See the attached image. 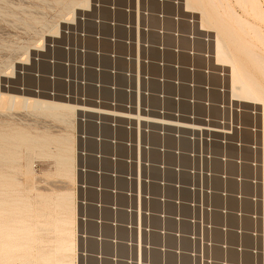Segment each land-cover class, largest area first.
I'll return each instance as SVG.
<instances>
[{"label":"built area","instance_id":"1","mask_svg":"<svg viewBox=\"0 0 264 264\" xmlns=\"http://www.w3.org/2000/svg\"><path fill=\"white\" fill-rule=\"evenodd\" d=\"M86 18L50 59L81 107L78 236L107 232L109 264H264V123L231 99L198 18L182 0Z\"/></svg>","mask_w":264,"mask_h":264},{"label":"rangeland","instance_id":"2","mask_svg":"<svg viewBox=\"0 0 264 264\" xmlns=\"http://www.w3.org/2000/svg\"><path fill=\"white\" fill-rule=\"evenodd\" d=\"M66 1L75 0H0V83L1 76L13 71L12 65L25 57L27 49L40 44L47 33L46 27L66 17L62 5ZM243 1L217 0L216 10L222 20L235 30L240 40L264 59V0H253L254 4L244 1L245 4ZM206 2L203 0V3ZM230 10H234L245 22L255 25L261 39L255 37L256 32L246 24L243 32L236 25ZM205 26L211 28L207 24ZM50 52L46 63L40 64L38 71H33V74L45 71L44 74L50 76V59H53V53ZM254 71L264 86V77ZM25 82L30 84L32 81L26 79ZM13 113L0 111V133L7 138L4 142L0 139V144H3L0 153L5 156V161L0 163V264H62L66 259L68 264H73L71 257L74 256V264H81L76 117H73V126L66 127L46 115L23 111ZM16 133L34 137L40 142L29 144L19 141ZM59 134L71 140V179L66 178L58 168V148L55 144H41ZM102 183L106 185L104 181ZM65 193L73 196L71 209L60 203V197ZM71 217L74 221L71 229L74 231L75 243L74 255L70 256V251L66 253L61 248L65 239H68ZM90 232L94 231L91 229ZM91 248H96V245L91 244Z\"/></svg>","mask_w":264,"mask_h":264},{"label":"bare ground","instance_id":"3","mask_svg":"<svg viewBox=\"0 0 264 264\" xmlns=\"http://www.w3.org/2000/svg\"><path fill=\"white\" fill-rule=\"evenodd\" d=\"M244 1H251L252 4H254L253 0ZM244 1L243 3H245ZM96 2L102 4L104 0H75L66 1L62 4L63 10L65 11L63 15L66 17H63V19L57 23H53L46 27L47 33L43 35L42 43L40 42V44L38 43L27 49L25 57L16 61L12 65L13 71L1 76V112L5 114L13 113L14 111L38 113L49 116L66 127L73 126V117H76L77 119L81 107L77 106L76 103L65 98L61 94V90L58 88L60 83L55 76H47V74H44L45 71H43L42 74H33L32 72L36 71L40 64L46 63V57L48 56L49 51H51L50 53H53V47H55L61 39H67L70 37V31L67 30L76 29L77 26L81 24V19L88 20L86 17L91 16V12L94 10ZM182 3L184 5V11L197 17L200 29L206 31L208 36L212 38V48L216 63L224 70L228 71L231 99L258 107L264 123V86L261 84L254 71L256 70L259 75L264 77L263 57L240 40L235 30L222 20L220 14L216 10L217 0H207L206 3H203V0H182ZM230 11L235 19L236 25L240 27L243 32L245 31L244 28L246 24L256 32L255 37L261 39L255 25L245 22L234 12V10ZM86 23L89 24V21L85 22V24ZM205 24L209 25L211 28L206 27ZM52 66L53 65H50V72L48 74H55L54 69L56 71L57 66L55 68H52ZM26 79H29V81L31 80L32 82L30 84H25ZM40 82L43 83V85H41ZM86 116H88V114H86ZM78 121L80 120L78 119ZM16 138L19 141H25L29 144L40 142L34 137L22 135V133H16ZM0 139L3 142L7 141V138L1 133ZM43 142L44 143L41 144L50 145L52 142L55 144L58 148L56 153L58 168L66 178L71 179L73 168V158L71 156L70 146L71 140L64 135L59 134V136L51 137ZM1 145L3 146L2 143L0 144V147ZM4 161L5 156L0 153V163ZM80 172H82V169H80ZM101 185L107 186V184L105 185L104 183H101ZM72 200L73 196L71 193H65L60 197V203H63L64 207H70V209ZM81 203L82 202H80V204ZM73 223L74 221L71 217L70 228L68 229L69 232L67 231L68 239H65V241L63 239L64 242L61 248L62 250H65L66 253L70 251V256L71 254L74 255V231L71 229ZM88 233H90L88 236L83 235V233L79 238L81 247L82 238L86 237L84 245L85 249L83 248V251L80 252L79 261L81 260L82 262L84 259V264H91L95 258L97 264H109V255L112 254V252L108 249L109 235L107 232H104L103 234L101 233V235L98 234L99 238L96 237L95 232ZM98 239L100 243H102L100 247L93 243L94 240L98 243ZM91 244L96 245V248L92 249ZM65 255L67 256V254ZM117 256H119L120 259L123 257L120 253L117 254ZM71 258H73L72 260L74 264L75 256ZM116 258L118 259V257ZM67 260L68 259H66V261ZM110 260H112L111 257ZM66 261L61 263L68 264V261L67 263ZM121 261L122 260H120V262ZM70 263L72 264V262Z\"/></svg>","mask_w":264,"mask_h":264}]
</instances>
